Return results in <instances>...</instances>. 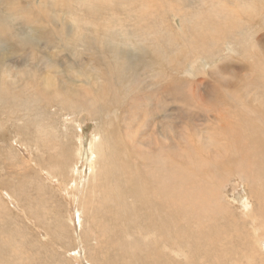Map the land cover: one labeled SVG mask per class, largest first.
<instances>
[{"label":"rangeland","instance_id":"rangeland-1","mask_svg":"<svg viewBox=\"0 0 264 264\" xmlns=\"http://www.w3.org/2000/svg\"><path fill=\"white\" fill-rule=\"evenodd\" d=\"M77 1L0 0V264H264V0Z\"/></svg>","mask_w":264,"mask_h":264},{"label":"bare ground","instance_id":"bare-ground-1","mask_svg":"<svg viewBox=\"0 0 264 264\" xmlns=\"http://www.w3.org/2000/svg\"><path fill=\"white\" fill-rule=\"evenodd\" d=\"M76 1H77V0H76ZM119 1H120V0H119ZM182 1H183V0H182ZM245 1H246V0H245ZM73 2H74V1H73ZM77 2H78V1H77ZM186 2H187V1H186ZM192 2H193V1H192ZM247 2H248V1H247ZM87 3H88V4H87ZM245 3H246V2H245ZM31 4H32V3H31ZM98 4H99L101 7H103V8H112L113 11H115L116 9H123V10H125V8H126V7H125L126 5H124L123 3H122L123 6H122V5H120V6H116V5H118V4H117L116 2H114L113 0H89V1H87V2L85 3V6H84V7H87V8H91V9H92L94 6H96V8H97ZM147 4H148V3H147ZM248 4H249V3H248ZM127 6H128V4H127ZM179 6H180V5H179ZM191 6H192V5H191ZM14 7H15V6H14ZM40 8H41V5H40ZM143 8H144V7H143ZM179 8H180V7H179ZM181 8H182V7H181ZM181 8H180V10L182 11ZM184 8H185V7H184ZM194 8H195V7H194ZM191 9H192V8H191ZM252 9H253V8H252ZM71 10H72V9H71ZM93 10H94V9H93ZM250 10H251V9H250ZM11 11H12V10H11ZM104 11H106V10H104ZM177 11H178V10H177ZM183 11H184V10H183ZM11 13H13V12H11ZM181 13H182V12H181ZM184 13H185V11H184ZM24 14H25V12H24ZM30 14H31V13H30ZM177 16H179V12H178V14H174V18H173V22H174V23H175V21H176V17H177ZM180 16H182V17L184 18L186 15H181V14H180ZM33 17H34V16H33ZM22 18H23V17H22ZM111 18H112V17H111ZM185 18H186V17H185ZM185 18H184V20H185ZM240 18H241V17H240ZM53 19H54V18H53ZM69 19H71V18H69ZM230 19H231V18H230ZM61 20H62V19H61ZM161 20H162V19H161ZM178 20H179V18H178ZM29 21H31V20H29ZM29 21H27V22H29ZM69 21H70V20H69ZM110 21H111V20H110ZM110 21H109V22H110ZM158 21H159V20H158ZM179 21H180V20H179ZM25 22H26V20H25ZM49 22H50V21H49ZM235 22H236V21H235ZM167 23H168V22H167ZM229 23H230V22H229ZM255 23H256V22H255ZM32 24H33V23H32ZM46 24H47V23H46ZM49 24H50V23H49ZM51 24H52V27H53V28H51V29H52V32H53V35L56 36V34L59 33V32H58V29H60V28H58V29H57V28H54V27L56 26V25H55L56 23L53 22V20H52ZM76 24H77V23H76ZM158 24H159V23H158ZM175 24H176V23H175ZM180 24H181V23H180ZM186 24H187V23H186ZM241 24H242V23H241ZM6 25H7V24H6ZM36 25L39 26V27L43 26V27H45V29H47V28L49 27V26L47 27V26L44 25V24H36V23H35L34 25H32L31 27L35 29V26H36ZM256 25H257V24H256ZM93 26H94V25H93ZM235 26H236V27H239L238 25H235ZM2 27H3V26H2ZM57 27H61V26H59V24H58ZM105 27H106V26H105ZM107 27H108V26H107ZM107 27H106V29H107ZM165 27H167V26H165ZM181 27H182V26H181ZM252 27H253V26H252ZM259 27H260V26H259ZM3 28H4V27H3ZM93 28H94V27H93ZM182 28H183V27H182ZM182 28H181V29H182ZM188 28H189V27H188ZM250 28H251V26H250ZM250 28H249V29H250ZM253 28H254V27H253ZM49 29H50V28H49ZM67 29H68V28H67ZM71 29H72V27H71ZM109 29H110V28L108 27V29H107L108 31H107V32H109ZM216 29H217V28H216ZM61 30H62V29H61ZM97 30H98V29H97ZM184 30H185V29H184ZM0 31H2V30H0ZM6 31H7V30H6ZM66 31L70 33L71 30H66ZM98 31H99V30H98ZM104 31H106V30H104ZM211 31H212V30H211ZM246 31H247V30H246ZM8 32H9V31H8ZM34 32H35V31H34ZM94 32H95V31H94ZM107 32H106V33H107ZM172 32H173V31H172ZM181 32H183V30H182ZM193 32H194V31H193ZM196 32H197V31H196ZM247 32H248V31H247ZM250 32H251V31H250ZM4 33H5V32H4ZM36 33H38V32L36 31ZM36 33H35V34H36ZM45 33H46L45 30H42L41 32H39V33L37 34V37L35 36V34H34V35L32 34L31 38H33V39H35V40H38V39H40L42 36H44ZM63 33H66V32H63ZM69 33H68V35L71 36ZM71 33H72V32H71ZM90 33H91V32H90ZM177 33H178V32H177ZM254 33H255V32H253V34H254ZM107 34H109V33H107ZM192 34H193V33H192ZM200 34H201V33H200ZM245 34H246V33H245ZM66 35H67V33H66ZM183 35H184V34H183ZM201 35H202V34H201ZM204 35H206V34H204ZM208 35H209V34H208ZM14 36H15V35H14ZM17 36H18V35H17ZM19 36H20V35H19ZM63 36L65 37V35H63ZM88 36H89V35H88ZM105 36H106V35H105ZM8 37H9V35H8ZM15 37H16V36H15ZM51 37H52V35H51ZM56 37H57V36H56ZM83 37H84V34H83ZM113 37H114V36H113ZM20 38H21V37H20ZM26 38H28V37H26ZM26 38H25V39H26ZM42 38H43V37H42ZM42 38H41V39H42ZM57 38L59 39V37H57ZM254 38H255V37H254ZM16 39H17V38H16ZM58 39H57V40H58ZM66 39H67V38H66ZM94 39H95V36L88 38V41H93ZM29 40H30V39L28 38V41H29ZM62 40H63V38H62ZM127 40H129V39H127ZM193 40H194V39H193ZM16 41H17V40H16ZM16 41H15V42H16ZM30 41H31V40H30ZM32 41H33V40H32ZM38 41H40V40H38ZM58 41H59V40H58ZM95 41H96V40H95ZM217 41H218V40H217ZM255 41H258V40H255ZM106 42H107L106 44H108L109 47H110V44H113V45H112V48H113V47H115V48L117 47L116 49H118V51H119V45H120L119 43L116 44L115 42H112V40H110V41L107 40ZM116 42H117V41H116ZM3 43H4V42H3ZM12 43H13V41H12ZM28 43H29V42H28ZM31 43H32V42H31ZM31 43H30V44H31ZM74 43H75V42H74ZM96 43H97V41H96ZM16 44H18V43H16ZM22 44H23V43H22ZM61 44H62V43H61ZM63 44H64V42H63ZM79 44H80V43L78 42L77 45H79ZM94 44H95V42H94ZM144 44H145V42H144ZM144 44H143V45H144ZM5 45H7V44H5ZM5 45H4V46H5ZM12 45H13V44H12ZM12 45H10V46H12ZM32 45H34V43H33ZM74 45H75V44H74ZM90 45H91V43H90ZM125 45H128V43H126ZM8 46H9V45H7V47H8ZM19 46H20V45H19ZM21 46H22V45H21ZM86 46H87V45H86ZM95 46L97 47V44H95L94 47H95ZM121 46H122V45H121ZM146 46H147V45H146ZM146 46H144V47H146ZM35 47H37V46H35ZM58 47H59V46H58ZM60 47H61V46H60ZM104 47H105V46H104ZM107 47H108V46H107ZM122 47H123V46H122ZM8 48H9V47H8ZM14 48H15V47H14ZM17 48H18V46H17ZM17 48H16V49H17ZM33 48H34V46H33ZM38 48H39V47H38ZM105 48H106V47H105ZM115 48H114V49H115ZM206 48H207V47H206ZM206 48H205V49H206ZM3 49H4V47H3V46H0V90H4L3 86L6 85V82H7V81L10 82V80L13 79V78H10V80H7V78L9 79V76H10V75H9V76L6 75V68H5L6 66L4 65L5 61L2 62V59H3L4 57H6V55H5L4 53H3V54L1 53V52H3ZM97 49H98V47H97ZM101 49H102V48H100L99 51H102ZM116 49H115V50H116ZM18 50H19V49H18ZM21 50H22V49H21ZM85 50H86V49H85ZM104 50H105V49H104ZM109 50H111V48H110ZM109 50H108V53H109ZM187 50H188V49H187ZM206 50H207V49H206ZM12 51H13V50H12ZM106 51H107V50H106ZM111 51H112V50H111ZM113 51H114V50H113ZM113 51H112V52H113ZM178 51H179V50H178ZM6 52H7V51H6ZM14 52H15V51H14ZM16 52H18V51H16ZM207 52H208V51H207ZM214 52H215V51H214ZM216 52H217V51H216ZM99 53H100V52H99ZM124 53H125V52H124ZM145 53H148V52H145ZM113 54H114V52H113ZM115 54H118V52L115 51ZM125 54H126V53H125ZM100 55H101V57L103 58V56H102L101 53H100ZM128 55H129V54H127L126 56H128ZM214 55H215V54H214ZM256 55H257V60H260V59H261V58H260V55H258V54H256ZM261 55H262V54H261ZM104 56H105V53H104ZM108 56H109V55H108ZM123 56H125V55H123ZM175 56H176V55H175ZM212 56H213V55H212ZM12 58H13V56H12ZM12 58H10V59H12ZM16 58H17V57H16ZM18 58H19V57H18ZM107 58H108V57H107ZM121 58H122V56H121ZM124 58H125V57H124ZM128 58H129V56H128ZM144 58H145V57H144ZM31 59H32V58H31ZM130 59H131V57H130ZM146 59H147V58H146ZM45 60H46V59H45ZM131 60H132V59H131ZM263 60H264V59H263ZM9 61H10V60H9ZM42 61H43V60H42ZM42 61H41V62H42ZM15 62H17V61H15ZM45 62H46V61H45ZM127 62H128V61H127ZM131 62H132V61H131ZM18 63H19V62H18ZM47 63H48V64H47ZM47 63H46V65H45V67H53L52 65H49L50 62L47 61ZM7 64H8V63H7ZM16 64H17V63H16ZM25 64H26V63H25ZM43 64H44V63H43ZM9 65H10V63H9ZM14 65H15V64H14ZM14 65H10V66H14ZM17 65H18V64H17ZM17 65H16V67H17ZM35 65H36V64H35ZM37 65H38V64H37ZM130 65H132V64L130 63ZM162 65H163V64H162ZM165 65H167V64H165ZM10 66L7 65V67H10ZM18 66H19V65H18ZM125 66H126V65H125ZM141 66H142V65H141ZM151 66H153V65H151ZM167 66H169V65H167ZM229 66H230L229 63H224V64H222L221 66H217V67H219V68H218L219 70H218L217 73L220 74V72L222 71V69H227ZM14 67H15V66H14ZM133 67H134V66H133ZM153 67H154V66H153ZM35 68H36V67H35ZM124 68L127 69V67H124ZM131 68H132V66H131ZM149 68H150V67H149ZM158 68H159V67H158ZM169 68H170V67H169ZM7 69H8V68H7ZM9 69H10V68H9ZM76 69H77V68H76ZM14 70H15V69H14ZM23 70H24V69H23ZM119 70H120V69H119ZM18 71H19V72L16 71V72H17V75H16L17 77H24L23 79H25V78H27L26 76H28V79H29V76L31 75V76H32L31 79L33 78L34 80H35V79H36V80H40V81H41V85H44V88H49V87H51L49 84H45V83H54V81H52V79H50V77H49L46 73H44L43 71H36V69H35V71H33V70H27V69H26L25 71H21V70H18ZM77 71L79 72V69H77ZM121 71H122V69H121ZM257 71H258V68H257ZM138 72H139V71H138ZM157 72H158V71H157ZM159 72H160V71H159ZM53 73H54V71H53ZM118 73H119V72H118ZM63 74H64V76H65V73H64L63 71H59V74H58V75H59V76H60V75L62 76ZM52 75H53V74H52ZM233 75H234V74H233ZM222 76H223V75H222ZM17 77H16V78H17ZM66 77H67V76H66ZM116 77H118L117 79L119 80V77H120V76L117 75ZM223 77H224V76H223ZM33 79H32V80H33ZM67 79H68V78H67ZM14 80H15V79H14ZM21 80H22V79H21ZM26 80H27V79H26ZM68 80H69V79H68ZM217 80H218V79H217ZM224 80H225V79H224ZM224 80H222L221 82H224ZM226 80H227V79H226ZM226 80H225L224 84H225L226 86L230 87V86H231V81H229V80L226 81ZM42 81H43V83H42ZM64 81H65V80H64ZM160 81H161V80H160ZM218 81H219V80H218ZM253 81H255V80H253ZM259 81H260V79H259ZM8 82H7V83H8ZM59 82H60V81H59ZM221 82L219 81V83H221ZM10 83H11V84H10ZM10 83H9L10 85L15 84V83H12V82H10ZM18 83H19V81H18ZM32 83H33V81H32ZM55 83H56V82H55ZM252 83H255V82H252ZM9 84H7V85H9ZM16 84H17V83H16ZM35 84H36V83H35ZM59 84H60V83H59ZM62 84H63V83H61L60 86H62ZM73 84H74V83H73ZM7 85H6V86H7ZM38 85H39V84H38ZM51 85H52V84H51ZM70 85H71V84H70ZM216 85H217V84H216ZM53 86H54V85H53ZM55 86H57V85H55ZM55 86H54V87H55ZM60 86L58 85L57 88L60 87ZM15 87H17V86H15ZM62 87H63V89H64V85H63ZM62 87H61V88H62ZM6 88H8V87H6ZM6 88H5V89H6ZM40 88H41V87H40ZM61 88H60V89H61ZM65 88H66V90H67L68 87L65 85ZM16 89H17V88H16ZM23 89H24V88H23ZM58 89H59V88H58ZM63 89H62V90H63ZM68 90H69V89H68ZM35 91H36V90H35ZM69 91H70V90H69ZM4 92L6 93V91H4ZM46 92H47V91H46ZM22 93H23V92H22ZM34 93H35V92H34ZM65 93H66V92H65ZM73 93H74V92H73ZM216 93H217V92H216ZM35 94H36V95H39L40 93H39V94H38V93H35ZM50 94H52V93H50ZM27 95H28V94H27ZM33 95H34V94H33ZM33 95H32V96H33ZM41 95H42V94H41ZM219 95H220V94H219ZM4 96H5V95H4ZM28 96H29V95H28ZM30 96H31V95H30ZM74 96H76V94H75ZM79 96H80V95H79ZM34 97H35V96H34ZM233 97H234V96H233ZM12 98H13V97H12ZM28 98H29V97H28ZM51 98H52V97H51ZM2 99H3V98H2ZM16 99H17V98H16ZM38 99H39V98H38ZM3 100H4V99H3ZM11 100H12V99H11ZM42 100L44 101L45 99L43 98ZM42 100H41V101H42ZM70 100H71V99H70ZM0 101H1V100H0ZM25 101H26V100H25ZM39 101H40V100H39ZM43 101H42V102H43ZM48 101H49V100H48ZM2 103H4V101H2ZM26 104H27V103H26ZM45 104H46V103H45ZM3 105H4V104H3ZM19 105H20V104H19ZM213 105H216V103H213ZM1 106H2V105H1ZM2 109H3V108H2ZM20 110H21V109H20ZM236 113H238V112H236ZM241 114H242V113H241ZM263 114H264V113H263ZM236 116H237V115H236ZM240 117H241V115H240ZM245 117H247V116H245ZM245 117H244V118H245ZM247 119H248V118H247ZM242 120H244V119H242ZM222 122H223V121H222ZM41 123H42V122H41ZM242 123H243V122H242ZM219 126H220V124H219ZM223 127H225V126H223ZM165 128H166V127H165ZM221 128H222V127H221ZM166 130H167V129H166ZM254 130H255V129H254ZM234 135H235V134H234ZM235 137L237 138V136H235ZM95 139H96V138H95ZM223 139H225V138H223ZM226 139H227V138H226ZM227 141H230V140L227 139ZM227 141H226L225 143H227ZM238 141H239V140H238ZM253 141H254V143L257 142V144H260V143H261V147H260V148H257V149H260V150L262 149V150H264V143H263V141H255V140H253ZM253 141H252V142H253ZM140 142H142V141H140ZM230 142H232V141H230ZM235 142H236V141H235ZM235 144H236V143H235ZM154 145H155V144H154ZM154 145H153L154 148L158 147V146L155 147ZM161 146H162V148H164V147H163V143L161 144ZM224 146H225V145H224ZM23 147H24V146H23ZM151 147H152V146H151ZM151 147H150V149H151ZM153 147H152V149H153ZM257 147H258V146H257ZM158 148H159V149H162L160 146H159ZM226 148H227V147H226ZM230 148H231V146H230ZM253 148L256 149V146H255V147L253 146ZM26 149H27V148H26ZM26 149H25V150H26ZM150 149H148V151H149ZM255 149H254V150H255ZM90 150H91V149H90ZM93 150H94V149H93ZM155 150H156V149H155ZM164 150H165V149H164ZM236 150H237V148H236ZM251 150H252V149H251ZM262 150H261V151H262ZM161 151H162V150H161ZM261 151H259L260 153H258V155L260 154L259 156H261ZM144 152H145V151H144ZM146 152H147V151H146ZM156 152H157V151H156ZM156 152H155V153H156ZM230 152H231V151H230ZM255 152H256V151H255ZM94 153H95V152H94ZM148 153H149V152H148ZM148 153H147V154H148ZM150 153H151V155H153V154H152V151H150ZM227 153H228V152H227ZM262 153H263V151H262ZM142 154H143V153H142ZM142 154H141V155H142ZM144 154H146V153H144ZM156 154H157V153H156ZM161 154H162V153H161ZM241 154L243 155V152H241ZM136 155H137V154H136ZM174 155H175V153H174ZM263 155H264V153H263ZM137 156H138V155H137ZM137 156H136V157H137ZM142 156H143V155H142ZM142 156H141V157H142ZM215 156H216V155H215ZM219 156H220V155H219ZM152 157H153V156H152ZM157 157H158V156H157ZM166 157H167V156H166ZM175 157H176V156H175ZM263 157H264V156H263ZM96 158H97V157H96ZM139 158H140V157H139ZM146 158L148 159V157H146ZM149 158H150V157H149ZM167 158H168V157H167ZM221 158H222V157H221ZM237 158H238L239 161H241L243 157H241V155L238 154V157H237ZM245 158H246V157H245ZM257 158H258V157H257ZM92 159H93V158H92ZM140 159H141V158H140ZM143 159H144V158H142L141 160L143 161ZM160 159H162V158H158L159 161H160ZM163 159H164V158H163ZM168 159H169V158H168ZM170 159H171V158H170ZM251 159H252V158H251ZM251 159H250V160H251ZM253 159H255V158L253 157ZM165 160H166V159H165ZM92 161H93V160H92ZM134 161H135V160H134ZM142 161H141V162H142ZM149 161H151V160H149ZM152 161H153V160H152ZM256 161H257V160H256ZM136 162H137V160H136ZM144 162H145V161H144ZM153 162H154V161H153ZM153 162H152V163H153ZM167 162H170V160L167 161ZM219 162H220V161H219ZM245 162H246V161H245ZM235 163H236V162H235ZM250 163H251V162H250ZM252 163H253V162H252ZM263 163H264V162H263ZM130 164H131V162H130ZM144 164H145V163H144ZM246 164H249V163L247 162ZM259 164H261V162H259ZM124 165H125V164H124ZM153 165H154V164H153ZM214 165H215V164H214ZM261 165H262V164H261ZM128 166H129V165H128ZM157 166H158V165H157ZM237 166H238V165H237ZM240 166H241V165H240ZM240 166H239V167H240ZM124 167H125V166H124ZM237 168H238V167H236V169H237ZM242 168H243V167H242ZM253 168H254V167H253ZM256 168H257V166H256ZM238 169H239V168H238ZM238 169H237V170H238ZM138 170H139V169H138ZM142 170H143V169H142ZM145 170H148V169H145ZM215 170H216V169H215ZM243 170H246V171H247V170H249V169H248V168H245V169L243 168ZM148 171H149V170H148ZM151 171H152V170H151ZM251 171H253V170H251ZM100 172H101V171H100ZM135 172H136V171H135ZM144 172H145V171H144ZM146 172H147V171H146ZM146 172H145V173H146ZM152 172H154V171H152ZM213 172H214V171H213ZM215 172H216V171H215ZM241 172H242V171H241ZM243 172H244V171H243ZM248 172H249V171H248ZM202 173H204V171H203ZM209 174H210V173H209ZM244 174H246V173H244ZM202 175H203V174H202ZM263 175H264V172H263ZM261 176H262V175H261ZM256 177H257V176H256ZM256 177L253 176V178H256ZM251 178H252V177H251ZM263 178H264V177H263ZM227 179H228V178H227ZM260 179H261V178H260ZM155 180H156V179H155ZM263 181H264V180H263ZM156 182H157V180H156ZM179 182H180V181H179ZM188 182H189V181H188ZM204 182H205V181H204ZM186 183H187V182H186ZM206 183H207V182H206ZM206 183H205V184H206ZM143 184H145V183H143ZM176 184H177V183H176ZM181 184H183V183L181 182ZM75 186H76V185H75ZM179 186H180V185H179ZM188 186H189V185H188ZM145 187H146V186H143V185H142L141 188H145ZM185 189H186V188H185ZM205 190H206V189H205ZM164 192H165V191H164ZM168 192H169V191H167V194H168ZM161 193H162V192H161ZM208 193H209V192H208ZM182 194H183V192H182ZM253 194H254V193H253ZM134 196H135V197H138V196H139V193H136V195H134ZM160 196L163 197V195H160ZM179 196H180V195H179ZM184 196H185V194H184ZM251 196H252V195H251ZM194 197L196 198L195 195H194ZM194 197H192V198H194ZM138 198H140V197H138ZM189 198H190V197H189ZM167 199H168V198H167ZM174 199H175V198H174ZM184 199H185V198H184ZM165 200H166V199H165ZM193 200H194V199H193ZM182 201H184V200L182 199ZM182 201H181V202H182ZM188 201H189V200H188ZM195 201H196V200H195ZM207 201H208V200H207ZM179 202H180V201H179ZM184 202H186V201H184ZM184 202H183V203H184ZM125 203H126V202H125ZM169 203H170V202H169ZM249 203H250V202H249ZM156 204H157V203H156ZM170 204H171V203H170ZM177 204H178V203H177ZM187 204H188V202H187ZM246 204H247V203H246ZM143 205H144V204L140 202V206H139V207L146 208V207H143ZM182 205H183V204H182ZM250 205H251V204H250ZM144 206H145V205H144ZM150 206H151V205H150ZM154 206H156V205L154 204ZM180 206H181V205H180ZM246 206H247V205H246ZM248 206H249V205H248ZM157 207H158V205H157ZM202 207H203V206H202ZM227 207H228V206H227ZM250 207H251V206H250ZM181 208H182V207H181ZM205 208H206V207H205ZM247 208L250 209L249 207H246V209H247ZM124 209H125V208H124ZM200 209H201V208H200ZM186 210H187V209H186ZM169 211L171 212V210L169 209V210L167 211V213H168ZM174 211H175V210H174ZM181 211H182V210H181ZM181 211H180L179 213H182ZM198 211H199V210H198ZM202 211H203V209H202ZM170 212H169V213H170ZM183 212H184V211H183ZM194 212H195V211H194ZM242 212H243V211H242ZM248 212H249V211H248ZM250 212H252L251 209H250ZM122 213H123V212H122ZM133 213H134V212H133ZM156 213H157V212H156ZM185 213H186V212H184V214H185ZM199 213H200V211H199ZM205 213H206V212H204V214H205ZM124 214H126V213H124ZM134 214H135V213H134ZM134 214H133V215H134ZM137 214H138V213H137ZM158 214H159V213H158ZM170 214H173V213H170ZM170 214H168V215L170 216ZM176 214H177V212H176ZM186 214H188V213H186ZM189 214H191V213H189ZM194 214H196V213H194ZM133 215H132V216H133ZM139 215H140V214H139ZM139 215H136V214H135V216H138V217H139ZM160 215H161V213H160ZM162 215H163V214H162ZM166 215H167V214H166ZM174 215H175V214H174ZM205 215H206V214H205ZM208 215H209V214H208ZM140 216H141V215H140ZM142 216H143V214H142ZM148 216H149V215H148ZM158 216H159V215H158ZM172 216H173V215H172ZM183 216H184V215H182V217H183ZM186 216H189V215H186ZM199 216H200V215H199ZM167 217H168V216H167ZM173 217H174V216H173ZM195 217L197 218V216H195ZM201 217H202V216H201ZM201 217H200V218H201ZM127 218H128V217H125V219H127ZM133 218H135V217H133ZM140 218H141V217H140ZM164 218H165L166 220H168V222L171 221V220H170L171 218H170V219H167L166 217H164ZM164 218H163V219H164ZM186 218H187V217H186ZM191 218H193V217L191 216ZM203 218H204V217H203ZM74 219H75V218H74ZM131 219H132V218H131ZM137 219H138V218H137ZM172 219H173V218H172ZM175 219H176V218H175ZM183 219H184V218H183ZM211 219H212V218H211ZM254 219H255V218H254ZM127 220H128V219H127ZM133 220H134V219H133ZM140 220H141V219H140ZM140 220H138V221H140ZM177 220H178V219H177ZM187 220H188V221H191L192 219L189 220V219L187 218ZM162 221H163V220H161V221H159V222H162ZM173 221H174V219H173ZM192 221H193V220H192ZM195 221H196V220H195ZM200 221H201V220H200ZM207 221H208V220H207ZM153 222H155V221H150V223H153ZM164 222H167V221H164ZM168 222H167L168 226H167V225L163 226L162 224H164V223L161 224V225L164 227L163 230H165V227H166V226L169 227V225L171 224V223L169 224ZM171 222H172V221H171ZM201 222H202V221H201ZM203 222H204V221H203ZM203 222H202V227H203V225H204ZM245 222H246V220H245ZM255 222H256V221H255ZM139 223H141V222H139ZM155 223H156V222H155ZM172 223H174V222H172ZM185 223H188V228H190V227H189V224H190V223H189V222H186V221H185ZM191 223H192V222H191ZM195 223H196V222H195ZM135 224H136V223H135ZM148 224H149V223H148ZM153 224H154V223H153ZM175 224H177V223H175ZM193 224H194V223H193ZM205 224H206V223H205ZM209 224H210V223H209ZM173 225H174V224H173ZM173 225L171 224V228H173V227H172ZM195 225H196V224H194V226H195ZM206 225H207V224H206ZM206 225H204V226H206ZM142 226L144 227L143 223H142V225H140V228H141ZM147 226H148V225H147ZM147 226H146V227H147ZM183 226H184V225H183ZM183 226H182V227H183ZM196 226H198V228H199V225H196ZM208 226H209V225H208ZM135 227H136V226H135ZM176 227H178V226L175 225V228H176ZM184 227L186 228L187 226H184ZM184 227H183L182 229H180V230L182 231V234H185V233H183V232H184V230H183ZM191 227H192V225H191ZM137 228H138V226H137ZM149 228H150V227H149ZM171 228H168V229L166 228V229L169 230V229H171ZM178 228H181V227L179 226ZM138 229H139V228H138ZM145 229H146V228H145ZM150 229H152V227H151ZM150 229H148V231H147V230H145V231H147V233H148ZM153 229H154V228H153ZM186 229H187V228H186ZM193 229H194V228H193ZM202 229H203V228H202ZM210 229H211V228H210ZM214 229H215V228H214ZM141 230H142V229H141ZM143 230H144V228H143ZM143 230H142V231H143ZM167 230H165V231H167ZM173 230L175 231V229H171V232H173ZM187 230H188V229H187ZM198 230H201V229H198ZM198 230H197V231H198ZM208 230H209V229H208ZM215 230H216V229H215ZM145 231H144V232H145ZM154 231H155V233L158 234V232H156L157 229L154 230ZM165 231H164V232H165ZM192 231H195V229L192 230ZM202 231H203V230H202ZM169 232H170V230H169ZM169 232H168L167 234H169ZM185 232H186V231H185ZM198 232H199V231H198ZM210 232H211V231H210ZM237 232H238V231H237ZM149 233H150V232H149ZM160 233H161V231H160ZM165 233H166V232H165ZM239 233H240V232H239ZM161 234H162V233H161ZM171 234H172V233H171ZM176 234H179V233L176 232ZM176 234H175V235H176ZM180 234H181V233H180ZM180 234H179V235H180ZM197 234H200V232L197 233ZM208 234H209V232H208ZM208 234H207V235H208ZM134 235H135V234H134ZM158 235H159V234H158ZM158 235H157V236H158ZM179 235H178V237H179ZM203 235H204V234H203ZM210 235H211V233L209 234V236H210ZM214 235H215V234H214ZM160 236H161V235H160ZM169 236L171 237V235H169ZM173 236H174V234H173ZM173 236H172V237H173ZM192 236H194V235H192ZM211 236H212V235H211ZM211 236H210L209 238H211ZM236 236H237V235H236ZM127 237H128V236H127ZM132 237H133V236H132ZM139 237H141V235H139ZM148 237H149V236H148ZM161 237H162V236H161ZM161 237H160V239H161L162 241H164L163 239H165V238L162 239ZM172 237H171V239H172V241H173L174 238H172ZM174 237H175V236H174ZM182 237H184V236H182ZM195 237H196V236H195ZM175 238H176V237H175ZM184 238H185V237H184ZM197 238H200V237H196V239H197ZM202 238H205V237H202ZM202 238H201V239H202ZM206 238H207V237H206ZM212 238H213V237H212ZM212 238H211V240H212ZM216 238H217V237H216ZM221 238H222V237H221ZM147 239H148V238H147ZM158 239H159V238H158ZM160 239L158 240V242L160 241ZM179 239H181V236H180ZM224 239H225V238H224ZM224 239H223V240H224ZM140 240H141V238H140ZM182 240L184 241L185 239H182ZM205 240H206V239H205ZM215 240H216V239H215ZM138 241H139V240H138ZM146 241H147V240H146ZM162 241H161V242H162ZM165 241H166V240H165ZM165 241H164V242H165ZM168 241H169V239H168ZM174 241H175V240H174ZM174 241H173V244H175ZM209 241H210V240H209ZM139 242H141V241H139ZM148 242H149V241H148ZM176 242H177V241H176ZM188 242H189V241H188ZM219 242H220V241H219ZM223 242H224V241H223ZM141 243H142V242H141ZM165 243H167V241H166ZM184 243H185V242H184ZM201 243H202V241H201ZM204 243H205V242H204ZM159 244H160V243H159ZM162 244H163V242H162ZM176 244H177V243H176ZM196 244H197V243H196ZM215 244H216V243H215ZM167 245H168V244H167ZM222 245H223V244H222ZM155 246H156V244H155ZM176 246H177V245H176ZM178 246H180V245H178ZM178 246H177V247H178ZM242 246H243V245H242ZM168 247H169V246H168ZM172 247H173V246H172ZM204 247H205V246H204ZM219 247H220V246H219ZM231 247H232V246H231ZM234 247H235V246H234ZM237 247H238V246H237ZM180 248H182V247L180 246ZM180 248H178V250H177L178 252H179L180 250H182V249H180ZM183 248H185V247H183ZM201 248H202V246H201ZM98 249H99V248H98ZM146 249H147V248H146ZM149 249H150V248H149ZM174 249H175V248H174ZM174 249H173V250L171 249V250H172V253H176V251H174ZM176 249H177V248H176ZM179 249H180V250H179ZM215 249H216V247H215ZM143 250H144V249H143ZM164 250H165V249H164ZM157 251H158V250H157ZM157 251H156V252H157ZM182 251H183V250H182ZM182 251H181V252H182ZM144 252H145V251H144ZM163 252H164V251H163ZM166 252H167V251H166ZM142 253H143V252H142ZM167 254H168V253H167ZM189 254H190V252H189ZM181 255H182V254H181ZM190 255L192 256V254H190ZM257 255H258V254H257ZM191 256L189 257V258H190V261H191V259H192ZM144 257H145V256H144ZM143 260H144V259H143ZM145 260H147V258H145ZM156 260H157V259H156ZM156 260H155V262H156ZM158 260H159V259H158ZM187 260H188V259H187ZM148 261L150 262L149 258H148ZM152 261H153V260H152ZM159 261H160V260H159ZM188 261H189V260H188ZM190 261H189V262H190ZM145 262H147V261H145ZM155 262H154V264H155ZM189 262H188V264H189ZM191 262H194L193 264H196L195 261H191ZM198 264H199V263H198ZM204 264H206V263H204Z\"/></svg>","mask_w":264,"mask_h":264}]
</instances>
